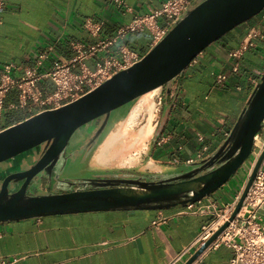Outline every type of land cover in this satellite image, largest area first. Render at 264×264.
Wrapping results in <instances>:
<instances>
[{"label":"crops","instance_id":"1","mask_svg":"<svg viewBox=\"0 0 264 264\" xmlns=\"http://www.w3.org/2000/svg\"><path fill=\"white\" fill-rule=\"evenodd\" d=\"M159 6L160 0H124L122 6L111 0H7L0 23V80L3 66L9 63L11 75L20 79L33 67L47 72L70 63L76 72L93 70L104 57L118 55L122 44L144 55L154 44L147 29L128 34L122 42L90 49L135 16ZM87 21L97 30L87 27ZM254 24L264 31V13L207 47L184 72L180 85L173 88L171 97H176L153 147V162H184L196 158L202 144L209 154L224 140L251 93L252 81H258L264 70V38L246 52L239 73L231 74L225 89L213 87L214 72L229 71L228 51L239 45ZM37 85L42 94L54 89L50 79ZM19 93L17 87L6 91L0 129L40 111H30L29 105L12 108ZM198 132L205 135L202 143L197 140ZM259 138L264 139V129ZM242 184L243 178L239 184H224L197 207H222ZM182 210L177 206L89 211L1 222L0 255L16 257L12 264H168L192 246L203 225L213 219L205 209ZM259 212L264 216V207ZM232 257L233 249L221 244L205 250L193 264H232Z\"/></svg>","mask_w":264,"mask_h":264},{"label":"water","instance_id":"2","mask_svg":"<svg viewBox=\"0 0 264 264\" xmlns=\"http://www.w3.org/2000/svg\"><path fill=\"white\" fill-rule=\"evenodd\" d=\"M263 9L264 0H196L167 33L132 65L115 72L70 103L42 110L0 130V163L13 158H21L22 161V157L34 152L39 156L29 166L21 168L19 163H15L9 173L0 171V223L89 211L184 207L212 195L226 184L253 154L256 139L262 133L264 71L223 142L205 158L184 162L187 169L176 173L165 172L164 164L151 162L153 147L166 122L163 119L152 137L145 159L151 169L135 170L137 175L134 178L86 175L113 170L94 164V159L99 157L100 148L118 132L130 109L144 94L157 89L158 99L162 97L159 105L164 116L168 117L176 97H171L173 86L183 77L190 63L213 42ZM152 104L154 108L156 100ZM122 107H125L124 112L112 118L113 111ZM87 126L93 128L81 132L68 146L75 133ZM88 137L87 143L92 147L83 157L84 161H89V164H83L87 172L62 178L66 165L63 164L55 172L58 183L53 190H43L41 180L31 183L43 174L51 177L59 161L67 157V151ZM263 160L264 148L229 220L234 219L240 210ZM21 180L23 182L19 184ZM11 182L17 184L11 185ZM33 186H37L39 192H34ZM228 223L226 221L221 225L183 264H193Z\"/></svg>","mask_w":264,"mask_h":264},{"label":"built area","instance_id":"3","mask_svg":"<svg viewBox=\"0 0 264 264\" xmlns=\"http://www.w3.org/2000/svg\"><path fill=\"white\" fill-rule=\"evenodd\" d=\"M111 1L117 6H122L124 4V0ZM195 1L196 0H160V6L158 8L135 16L128 23L121 25L112 37L99 42L96 46H92L90 51L93 52L100 47H106L117 42H122L128 34L145 29L151 32L155 44L194 4ZM6 3L7 0H0V23L2 22L1 12L6 6ZM85 25L87 27L93 26L92 29L97 30L95 25L90 24L89 21H87ZM263 38L264 31L260 24H254L247 28L239 45L236 48L229 50L227 53L228 69L231 74H236L240 71L242 59L246 52L249 49L254 48L257 41ZM44 56L45 55H41V58ZM142 56L143 55H140L138 52L131 50L126 45L122 44L119 47L118 55L104 57L96 64V67L93 70L82 69L81 71L76 72L71 69L70 63L57 65L47 72H38L37 69L33 67L28 69L24 77L20 79H15L11 75L12 64H5L3 66V74L0 80V116L3 110L4 95L6 91L12 87H17L20 90L19 101L17 104H11L12 108L29 105L30 111H32L33 108H38L40 111L54 109L78 99L85 93L96 88L115 72L138 61ZM196 59L197 57L190 63L189 67L196 62ZM42 79H50L54 84V89L46 94H42L37 85ZM228 80L229 76L227 75V71L219 70L214 72L213 87L215 89H225L228 85ZM252 82L254 85L257 83L255 80ZM158 101L160 103L162 97H159ZM196 137L197 140L202 143L205 135L202 132H198ZM258 138L259 136L257 139ZM263 148L264 139L261 141L260 145L256 143L249 164L246 165L243 163L240 167L242 169L243 184L231 201L226 202L220 208L215 204L205 208L197 207V203L200 202V200L188 203L183 207L181 212H189L194 209L200 211H203L204 209L208 210L213 219L203 225L195 243L181 251L168 264H183L184 261L226 221H229L228 226L218 235L207 249L225 244L233 249V257L231 259L232 264H264V216L259 212V209L264 207V160L260 168L257 170L240 210L234 219L229 220L253 170L255 161ZM207 152L208 147L202 144L196 158L187 159L184 162L201 160L208 155ZM15 261H17L16 257L11 258L6 255H0V264H12Z\"/></svg>","mask_w":264,"mask_h":264},{"label":"rangeland","instance_id":"4","mask_svg":"<svg viewBox=\"0 0 264 264\" xmlns=\"http://www.w3.org/2000/svg\"><path fill=\"white\" fill-rule=\"evenodd\" d=\"M263 13H264V9L258 15L249 19V21L255 20L258 16H260ZM244 23H242L239 26H242ZM234 29H237V27ZM234 29H232L228 33L233 32ZM220 39L213 42L210 46L215 45L218 41H220ZM227 75L230 77L231 72L228 71ZM178 85H180V82L177 81V83L175 84V87ZM158 92L159 91L157 90L152 96L146 97L145 101L143 102V111H142V114L140 116L139 122L137 123V125L134 128H132V130H129L127 132H124V131L119 132V134H117L116 139H114V141L111 142L110 145H108V147L104 148L107 141L104 143L103 147L99 151V157L98 158L95 157V159H94V162H93L94 164H97L98 166H102V167L111 168L114 170L123 169L125 171H133V172H135V170L137 171L138 169L139 170L151 169V167L145 163V159H146V156L148 154V147H150V144L152 143L151 141H152L153 135L159 129L160 122L163 119L167 118L163 114L162 106L159 105ZM162 94L163 93L161 92L160 95H162ZM155 100H156L157 104L153 108L152 103ZM131 109H130V111H131ZM124 110H125V107H122L120 109L113 111L111 117L113 118V117L123 113ZM148 111H149V114H148ZM149 118L153 119L152 120L153 125H154L153 133L151 136L145 137V139L143 141L141 139V136H140V129L142 127V124H144L145 121H147ZM92 128H93L92 126H87L86 129H81L80 131H77L75 133V135L71 138L68 146H70V145H72V143H74L75 139L78 138V136L81 134V132H88ZM220 144H218V146ZM257 144H259V145L261 144V138H259V141ZM217 147H215L214 149H216ZM101 155H102V157L100 158ZM130 156H132L133 159L130 162H125V159L129 158ZM38 157H39L38 154L36 152H34L33 154L29 153L26 156L22 157V161L20 160L21 158H13V159H10L8 161L1 162L0 163V171L1 172L5 171V173H9L11 170H13V168L11 169V167L13 166V164L15 165V163L16 164L19 163L20 164L19 167H21V168L24 167L25 165L29 166ZM251 157H252V155L244 162L246 165L249 164ZM151 162L153 163L152 160H151ZM83 164H89V161H84L83 159H78L74 162H70L66 166L65 170L61 173V177L64 178L66 176L69 177L71 175L84 174V172H87V171H86V168L83 167L84 166ZM155 164H164L163 167L165 169V172L176 173V172H180L182 170L187 169V166L184 164V162H179V163L155 162ZM241 179H242V169L239 168L238 171L227 181V184L228 185L239 184V181H241ZM40 187L45 191H51L52 190L49 188L47 183H41ZM32 189L34 192H39V188H37V186H33Z\"/></svg>","mask_w":264,"mask_h":264},{"label":"flooded vegetation","instance_id":"5","mask_svg":"<svg viewBox=\"0 0 264 264\" xmlns=\"http://www.w3.org/2000/svg\"><path fill=\"white\" fill-rule=\"evenodd\" d=\"M91 136V134L89 135V137ZM89 137L87 139H85L84 141H82L78 146L75 145V147H72L70 150L67 151L66 153V156L65 158H63L61 161H59V163L56 165V167L52 170V174H51V177H48L46 175H42L41 178L39 179V177H35L31 183H33V181H40L41 180V183H49V188L50 189H54L56 184L58 183V180L55 178V172L60 168L62 167L63 164H66L65 165V168L66 166L71 162V161H74V160H77V159H83V157L86 155V153L91 149L92 147V144H88V140H89ZM225 139V138H224ZM223 142V141H222ZM221 142V143H222ZM217 149V148H216ZM216 149L212 150L209 154L213 153ZM208 154V155H209ZM207 155V156H208ZM64 168V169H65ZM134 175H137L136 173L134 172H130V171H124V170H108V171H104L102 173H91L90 175H86V176H91V177H101V178H134L133 176ZM23 181L21 180L19 182V184H21ZM14 184H17V183H14V182H11V185H14ZM75 187H77V185H75Z\"/></svg>","mask_w":264,"mask_h":264},{"label":"bare ground","instance_id":"6","mask_svg":"<svg viewBox=\"0 0 264 264\" xmlns=\"http://www.w3.org/2000/svg\"><path fill=\"white\" fill-rule=\"evenodd\" d=\"M157 91V89L152 90L146 94H144L139 100L138 102L132 107L131 111L129 112L127 118L125 119V121L123 122V124L121 125L119 131L113 135L108 144L106 145V147H108V145H110L111 142L114 141V139H116L117 134H119V132H127L129 130H132V128H134L137 123L139 122L140 116L142 114L143 111V102L145 101L147 96H152L155 92ZM153 119L149 118L141 127L140 129V136L141 139L144 141L145 137L147 136H151L153 133V129H154V125L152 122ZM259 141V138L257 139V143ZM102 148V147H101ZM100 148V150H101ZM99 150V151H100ZM105 152V151H104ZM103 153V152H102ZM104 154V153H103ZM132 156H130L129 158L125 159V162H130L132 160Z\"/></svg>","mask_w":264,"mask_h":264},{"label":"trees","instance_id":"7","mask_svg":"<svg viewBox=\"0 0 264 264\" xmlns=\"http://www.w3.org/2000/svg\"><path fill=\"white\" fill-rule=\"evenodd\" d=\"M264 71V70H263ZM259 77H260V75H259ZM254 87V86H253ZM253 87H252V89H253ZM252 89H251V91H252ZM234 125V124H233ZM232 125V126H233ZM232 126L230 127V129H229V131H228V133L230 132V130H231V128H232ZM227 136V135H226Z\"/></svg>","mask_w":264,"mask_h":264}]
</instances>
